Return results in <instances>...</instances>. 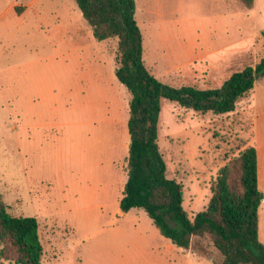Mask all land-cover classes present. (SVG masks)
Wrapping results in <instances>:
<instances>
[{
  "label": "rangeland",
  "instance_id": "obj_1",
  "mask_svg": "<svg viewBox=\"0 0 264 264\" xmlns=\"http://www.w3.org/2000/svg\"><path fill=\"white\" fill-rule=\"evenodd\" d=\"M12 1L0 0V194L10 215L37 219L40 264H219L207 237L181 249L144 210L119 208L131 97L115 77L117 39L95 40L74 0ZM135 3L144 63L164 85L217 88L264 58V0ZM158 144L190 218L239 146L255 145L264 196V75L225 115L162 98Z\"/></svg>",
  "mask_w": 264,
  "mask_h": 264
},
{
  "label": "trees",
  "instance_id": "obj_2",
  "mask_svg": "<svg viewBox=\"0 0 264 264\" xmlns=\"http://www.w3.org/2000/svg\"><path fill=\"white\" fill-rule=\"evenodd\" d=\"M74 1L95 40L117 39L115 77L131 97L120 210H144L160 235L181 249H188L193 238L207 237L220 254L219 264H264V246L259 239L264 196L255 145L239 146L236 154L227 156L210 181L206 207L190 218L183 207L182 185L167 177L158 144L162 98L200 114L232 113L264 75V58L254 67L232 73L217 88L164 85L144 63L135 0ZM240 1L247 9L253 8L254 0ZM42 254L37 219L10 215L0 194V258L8 264H40Z\"/></svg>",
  "mask_w": 264,
  "mask_h": 264
},
{
  "label": "crops",
  "instance_id": "obj_3",
  "mask_svg": "<svg viewBox=\"0 0 264 264\" xmlns=\"http://www.w3.org/2000/svg\"><path fill=\"white\" fill-rule=\"evenodd\" d=\"M17 1L15 0V1H12V3L10 4V7H14V6H16L17 4ZM30 0H27V1H20V5H22L25 9H24V11H28V9H30L31 10V7H32V4L30 5ZM18 4V5H19ZM257 154H258V152H257ZM258 171H259V164H258ZM124 173H125V171H124Z\"/></svg>",
  "mask_w": 264,
  "mask_h": 264
}]
</instances>
